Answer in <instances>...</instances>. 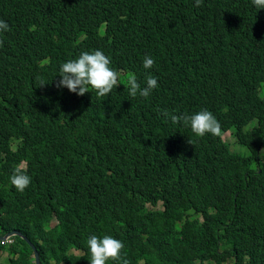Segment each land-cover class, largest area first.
I'll use <instances>...</instances> for the list:
<instances>
[{
  "label": "trees",
  "instance_id": "trees-1",
  "mask_svg": "<svg viewBox=\"0 0 264 264\" xmlns=\"http://www.w3.org/2000/svg\"><path fill=\"white\" fill-rule=\"evenodd\" d=\"M0 20L11 29L0 38V236L29 239L41 264H89L92 235L122 241L128 264H264V9L0 0ZM95 50L125 86L104 97L56 86L63 63ZM130 74L159 87L133 98ZM202 110L220 136L163 115ZM17 168L31 177L22 193ZM6 252L17 258L2 264H31L20 237Z\"/></svg>",
  "mask_w": 264,
  "mask_h": 264
},
{
  "label": "clouds",
  "instance_id": "clouds-1",
  "mask_svg": "<svg viewBox=\"0 0 264 264\" xmlns=\"http://www.w3.org/2000/svg\"><path fill=\"white\" fill-rule=\"evenodd\" d=\"M252 3L258 10L264 9V0H252ZM201 4L202 0H195V5L197 7L201 6ZM10 30L11 29L8 23L4 20H0V38H3L6 31ZM3 46V40H0V48ZM110 64V59L100 50H95L91 53L87 51L82 52L78 58L69 60L62 64L59 74L61 79L58 81L56 86L58 88L66 87L70 92L78 96L85 95L89 92L90 88L95 90L98 97L107 96L114 88L116 89L118 85H124L120 80V74L113 70L110 67ZM154 64L155 61L151 57L146 56L144 58L143 67L145 69H151ZM44 84L45 83H42L40 86ZM126 85L128 87V94L133 98H135L137 94H139L141 97L147 98L154 89L159 87L157 78L149 75L146 78V86L141 88V85L138 82L135 74H130L127 76ZM163 115L165 118L170 117L173 124L182 122L185 125H190L192 132L198 137H203L206 134H211L213 136L221 135L220 122L216 119L213 113L208 110H202L193 115H175L169 114L165 111L163 112ZM226 134L230 133L226 132L222 134L223 140ZM234 142L235 140L233 139L232 143ZM233 145L236 146L239 144L235 142ZM10 181L15 189L22 193L31 184V177L26 173V171L17 168L10 177ZM20 236L7 237L5 240H0V244L12 246L14 244V238ZM27 240L31 246L35 248L31 241L29 239ZM30 244L28 245L30 246ZM87 245L91 253L89 264H107L109 260L122 261V264H128L127 260L122 259V250L124 248L123 242L113 238L110 235H105L103 238L92 235L87 240ZM31 246V264H36L35 253ZM35 250L38 253L36 248ZM73 251L78 252V250L73 249L71 251L72 255H74ZM6 253L10 256L8 252ZM13 258H17V256H13L12 258L11 256L9 257V259ZM38 258L40 261L39 264H41L39 253Z\"/></svg>",
  "mask_w": 264,
  "mask_h": 264
},
{
  "label": "rangeland",
  "instance_id": "rangeland-1",
  "mask_svg": "<svg viewBox=\"0 0 264 264\" xmlns=\"http://www.w3.org/2000/svg\"><path fill=\"white\" fill-rule=\"evenodd\" d=\"M233 135L231 134H226L224 136V140L227 141V142H230L232 143L233 142ZM234 147V148H233ZM232 149H233V152H236V153H241L243 151H245V148L241 147L240 145H232ZM74 255H78V252L77 251H73ZM1 257H0V264H2L4 262L5 259L9 258L10 256L7 254V253H0Z\"/></svg>",
  "mask_w": 264,
  "mask_h": 264
},
{
  "label": "water",
  "instance_id": "water-1",
  "mask_svg": "<svg viewBox=\"0 0 264 264\" xmlns=\"http://www.w3.org/2000/svg\"><path fill=\"white\" fill-rule=\"evenodd\" d=\"M10 236H20V234L17 233V232L9 233V234H7V235L4 236V237H0V240H5L7 237H10ZM20 237H21V236H20ZM21 238H22V237H21ZM22 239L25 240L28 244H30L29 241H28L26 238H22ZM30 246H31V244H30ZM31 247L33 248V246H31ZM33 251H34V253H35L36 264H39L40 261H39V258H38V253L36 252L35 248H33Z\"/></svg>",
  "mask_w": 264,
  "mask_h": 264
}]
</instances>
